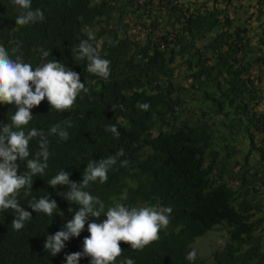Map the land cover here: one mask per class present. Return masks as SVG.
Segmentation results:
<instances>
[{
	"label": "trees",
	"instance_id": "16d2710c",
	"mask_svg": "<svg viewBox=\"0 0 264 264\" xmlns=\"http://www.w3.org/2000/svg\"><path fill=\"white\" fill-rule=\"evenodd\" d=\"M234 1L32 0L45 19L19 26L15 19L23 10L0 0V45L33 69L61 62L88 89L67 111L51 109L47 99L31 110L22 130L45 133L48 167L33 177L30 195L23 189L17 195L32 213L22 230L11 227L13 210L0 212V264H66L67 254L82 252L87 223L106 216L89 217L81 235L52 256L44 249L46 236L62 230L79 208L66 199L67 186L53 189L48 181L64 169L70 181L82 183L90 160L121 149L107 182H90L85 190L104 202L105 212L119 203L171 207L172 213L160 239L143 250L121 242L115 264L127 258L134 264H264V0H257L255 43L245 19L230 11ZM89 30L95 35L89 42L110 61L107 80L88 73L86 59L73 58ZM41 50L51 54L44 58ZM139 103L150 109L140 110ZM15 111L0 103V125L11 123ZM57 123L68 131L67 141L48 134ZM111 125L118 138L107 130ZM38 145V138L29 142V159ZM18 164L23 174L26 161ZM48 196L58 205L52 216L28 207ZM214 231H223L220 245L210 253L194 248L196 239ZM193 249L197 258L190 262L185 257Z\"/></svg>",
	"mask_w": 264,
	"mask_h": 264
},
{
	"label": "clouds",
	"instance_id": "9594fccd",
	"mask_svg": "<svg viewBox=\"0 0 264 264\" xmlns=\"http://www.w3.org/2000/svg\"><path fill=\"white\" fill-rule=\"evenodd\" d=\"M12 3L23 10L15 19L16 25L26 26L45 19L42 10L32 9V0H12ZM91 40H95V35L89 30L88 40L80 41L73 58L86 59V71L107 80L110 76V61L100 56L89 42ZM11 51L15 54L18 48ZM41 51L44 58L51 54L49 51ZM81 91L87 92L88 89L81 83L79 74L66 68L63 63L54 60L33 69L20 55L13 58L0 45V103L16 107L11 123L0 125V212L9 209L15 212V218L11 222L15 231L22 230L25 222L32 219V213L21 207L17 195L22 189L25 196L30 195L33 177L43 176L50 156L48 138L42 130L32 128L25 133L22 129L33 119L31 110L45 99L51 109L67 111L72 108ZM138 108L147 112L150 104L139 103ZM64 123L67 127L72 126L70 121ZM107 130L117 138L120 136L115 125L109 126ZM48 134L56 135L64 141L69 139V133L61 123L52 126ZM33 138L39 140V151L34 158L29 159V142ZM121 156H124L123 149L114 156L98 161L90 160L83 172L82 183L70 181L71 173L64 169L48 181L53 189L67 186L66 199L79 208L62 230L46 236L44 249L52 256L60 253L70 238L81 235L89 217L99 218L101 215L106 216L102 222L87 223L89 235L83 240L82 252L67 254L66 264H78L82 257H90V264H115L117 258L123 254L121 242L128 244L133 250H143L160 239V231L166 229L170 223L171 207H128L117 203L108 207L105 212L104 202L85 190L90 182H107L109 170L117 164V159ZM18 161H26V171L19 175ZM128 163V160L121 161V167H126ZM27 204L35 213L43 212L48 216H52L58 208L56 201L50 200L49 196L38 200L33 198ZM69 212H73V209L69 208ZM185 258L194 262L197 251L191 250ZM124 264H134V261L127 258Z\"/></svg>",
	"mask_w": 264,
	"mask_h": 264
},
{
	"label": "rangeland",
	"instance_id": "374dc122",
	"mask_svg": "<svg viewBox=\"0 0 264 264\" xmlns=\"http://www.w3.org/2000/svg\"><path fill=\"white\" fill-rule=\"evenodd\" d=\"M202 2L203 0H197ZM260 5L257 0H235L233 7L230 11H233L245 19L246 25L253 34L252 42L255 43L258 39L257 32L260 29V15L258 13V8ZM134 34H140L138 29H133ZM261 89L264 93V69H263V80L260 84ZM264 103V100H263ZM263 106V104H262ZM223 240V231L208 232L205 236L200 239H196L193 246L195 249L199 250L201 253H210L216 246L220 245Z\"/></svg>",
	"mask_w": 264,
	"mask_h": 264
}]
</instances>
